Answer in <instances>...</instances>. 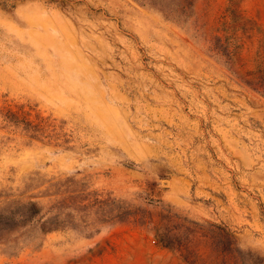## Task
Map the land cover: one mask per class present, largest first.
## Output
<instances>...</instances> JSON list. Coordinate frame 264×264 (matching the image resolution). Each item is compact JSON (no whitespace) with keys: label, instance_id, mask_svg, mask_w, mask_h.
I'll use <instances>...</instances> for the list:
<instances>
[{"label":"rangeland","instance_id":"374dc122","mask_svg":"<svg viewBox=\"0 0 264 264\" xmlns=\"http://www.w3.org/2000/svg\"><path fill=\"white\" fill-rule=\"evenodd\" d=\"M0 264H264V0H0Z\"/></svg>","mask_w":264,"mask_h":264}]
</instances>
